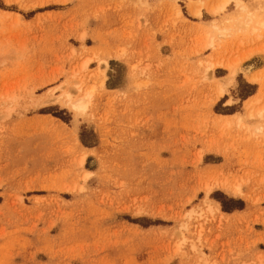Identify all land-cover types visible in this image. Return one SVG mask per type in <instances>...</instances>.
Here are the masks:
<instances>
[{
    "label": "rangeland",
    "instance_id": "rangeland-1",
    "mask_svg": "<svg viewBox=\"0 0 264 264\" xmlns=\"http://www.w3.org/2000/svg\"><path fill=\"white\" fill-rule=\"evenodd\" d=\"M196 1L0 0V264H264V0Z\"/></svg>",
    "mask_w": 264,
    "mask_h": 264
},
{
    "label": "bare ground",
    "instance_id": "bare-ground-1",
    "mask_svg": "<svg viewBox=\"0 0 264 264\" xmlns=\"http://www.w3.org/2000/svg\"><path fill=\"white\" fill-rule=\"evenodd\" d=\"M230 1L231 0H221L220 5L217 8H220V9L225 8ZM234 1L236 2V4H238L237 6L243 8V9H246V7L242 3L243 2L242 0H234ZM204 4H205L204 0H199V1L194 2V4L192 5V7H194L193 12L196 15H199L202 12ZM248 16H249V18H248V22H246V24H249L253 20V18H252L253 14L250 13ZM258 23L260 24V22H258ZM87 63H88V60L84 63V67L87 66ZM254 66H255V63H250L244 68L245 72L248 73L247 75H248V78L250 80H256V78H257L256 75H251L252 69L254 68ZM92 94H93L92 91H88L83 97L76 99V100H73L72 94L70 93V91L65 92L67 101L70 102L71 106L77 111L86 110L88 103H89L88 101L90 100ZM254 98H256V97H254ZM254 98L249 99V101L254 99ZM254 100H257V99H254ZM211 208L216 209V210H220V207L218 205H213V203L211 205Z\"/></svg>",
    "mask_w": 264,
    "mask_h": 264
},
{
    "label": "trees",
    "instance_id": "trees-1",
    "mask_svg": "<svg viewBox=\"0 0 264 264\" xmlns=\"http://www.w3.org/2000/svg\"><path fill=\"white\" fill-rule=\"evenodd\" d=\"M224 205V204H223ZM225 207V206H224Z\"/></svg>",
    "mask_w": 264,
    "mask_h": 264
}]
</instances>
